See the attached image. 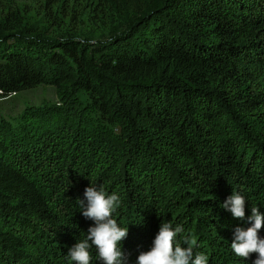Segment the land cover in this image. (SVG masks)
<instances>
[{"label":"trees","instance_id":"obj_1","mask_svg":"<svg viewBox=\"0 0 264 264\" xmlns=\"http://www.w3.org/2000/svg\"><path fill=\"white\" fill-rule=\"evenodd\" d=\"M137 1L104 38L0 26V93L46 84L59 98L0 113V264H75L92 185L120 198L126 264L164 222L208 264L258 258L231 242L252 207L264 215V0ZM233 190L243 221L221 207Z\"/></svg>","mask_w":264,"mask_h":264},{"label":"clouds","instance_id":"obj_2","mask_svg":"<svg viewBox=\"0 0 264 264\" xmlns=\"http://www.w3.org/2000/svg\"><path fill=\"white\" fill-rule=\"evenodd\" d=\"M84 197V200H79L83 209L81 213L86 219L94 221L95 226L89 228L85 239L69 249L68 256L75 264H90L89 249L94 246L103 264H126L127 256L118 245L127 238L129 229L120 227L113 218V213L120 206V198L115 193L106 195L102 186L97 188L93 185L85 189ZM245 206V198L234 190L221 205L241 221L246 218ZM251 213L247 217L250 227L234 228L231 248L242 259H248L251 254L257 253L258 258L254 264H264V239L259 236V232L264 229V215L257 207H252ZM183 232L182 225L173 228L172 222L162 223L151 250L139 255L138 264H208L205 254L194 253L198 246L194 234L184 235L183 245L177 241V237Z\"/></svg>","mask_w":264,"mask_h":264},{"label":"rangeland","instance_id":"obj_3","mask_svg":"<svg viewBox=\"0 0 264 264\" xmlns=\"http://www.w3.org/2000/svg\"><path fill=\"white\" fill-rule=\"evenodd\" d=\"M140 4L137 0H0V26H25L53 36L104 38L129 16L134 18ZM45 102L59 103L54 86L40 84L11 94L0 93V113L16 116L26 103ZM99 129L107 136L120 133L116 126Z\"/></svg>","mask_w":264,"mask_h":264},{"label":"built area","instance_id":"obj_4","mask_svg":"<svg viewBox=\"0 0 264 264\" xmlns=\"http://www.w3.org/2000/svg\"><path fill=\"white\" fill-rule=\"evenodd\" d=\"M1 92V91H0Z\"/></svg>","mask_w":264,"mask_h":264}]
</instances>
